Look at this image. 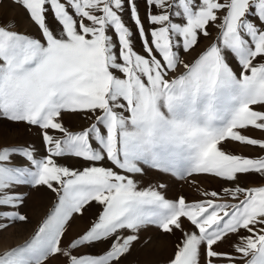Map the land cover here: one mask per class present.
Listing matches in <instances>:
<instances>
[{
	"label": "snow or ice",
	"instance_id": "obj_1",
	"mask_svg": "<svg viewBox=\"0 0 264 264\" xmlns=\"http://www.w3.org/2000/svg\"><path fill=\"white\" fill-rule=\"evenodd\" d=\"M11 3L33 31L0 20V132L36 129L44 152L0 145V232L31 222V191L53 199L0 264H125L153 229L174 238L165 264H264V0ZM196 176L219 191L168 197L163 178Z\"/></svg>",
	"mask_w": 264,
	"mask_h": 264
},
{
	"label": "rangeland",
	"instance_id": "obj_2",
	"mask_svg": "<svg viewBox=\"0 0 264 264\" xmlns=\"http://www.w3.org/2000/svg\"><path fill=\"white\" fill-rule=\"evenodd\" d=\"M141 15L144 13V3L143 0H138ZM0 20H15L19 24V30L21 31H33L31 27L24 21V14L21 9L17 8L11 3V0H0ZM213 35L215 33L213 32ZM212 41L202 39L199 46L196 48L195 52L192 53L193 56L204 50ZM136 50L141 51V45L139 41L135 45ZM186 59H191V57H186ZM80 121H73L68 123L67 126L73 128L74 130L79 129L81 126ZM253 137H260L258 131H250L247 133ZM25 142L34 143L40 153L44 152V148L36 135V129L32 131H26L23 125L12 126L11 129H5L0 132V145L4 144H21ZM234 152H240L241 149L236 145H228ZM244 155H256L255 152H250L247 150L243 151ZM58 163L65 164L66 166L82 167L86 166L82 161H77L69 158H59ZM107 166V165H106ZM160 178L157 175L149 171L147 175L140 178L142 185H146L149 182H157ZM197 183L195 186H189L183 181H178L173 178L165 177L164 182L168 184L167 195L169 198H174L177 195H184L186 199L193 200L199 199L196 189L199 188L200 191L204 190H217L219 191V184L216 180L208 176H196L193 177ZM250 183H259V180L255 177L248 178ZM27 191V189H25ZM52 195L44 189L39 191H31L27 201V206L24 208V212L29 215L31 222L27 224H17L14 227L9 228L5 232H0V252H3L6 248L19 245L24 243L27 239L31 237L35 228L37 227L40 220L47 213L50 204L52 202ZM90 218V214L84 218H76L65 237L64 243H67L69 239L82 232L87 226ZM145 236L152 237V243L148 246L137 245L133 250L131 255H129L125 261V264H165L169 253L172 251V245L174 238L164 237L159 235L154 229L147 233H142L141 237ZM225 249L227 245L223 246ZM101 248L92 249L94 253L101 251ZM88 251V250H84ZM50 264H64L62 258H56L50 261Z\"/></svg>",
	"mask_w": 264,
	"mask_h": 264
}]
</instances>
